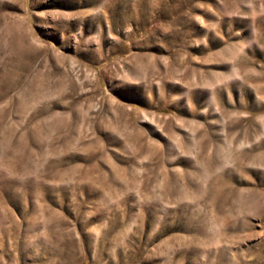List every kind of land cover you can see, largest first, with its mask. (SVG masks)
<instances>
[{
  "label": "rangeland",
  "instance_id": "374dc122",
  "mask_svg": "<svg viewBox=\"0 0 264 264\" xmlns=\"http://www.w3.org/2000/svg\"><path fill=\"white\" fill-rule=\"evenodd\" d=\"M0 264H264V0H0Z\"/></svg>",
  "mask_w": 264,
  "mask_h": 264
}]
</instances>
